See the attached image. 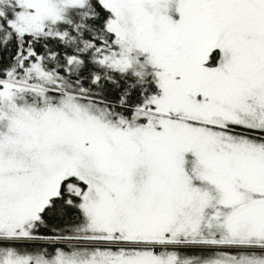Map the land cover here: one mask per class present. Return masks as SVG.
Listing matches in <instances>:
<instances>
[{
  "label": "snow or ice",
  "instance_id": "obj_1",
  "mask_svg": "<svg viewBox=\"0 0 264 264\" xmlns=\"http://www.w3.org/2000/svg\"><path fill=\"white\" fill-rule=\"evenodd\" d=\"M0 264H264V0H0Z\"/></svg>",
  "mask_w": 264,
  "mask_h": 264
}]
</instances>
